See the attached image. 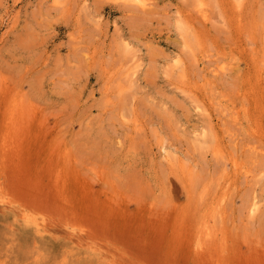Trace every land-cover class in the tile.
Masks as SVG:
<instances>
[{
	"label": "rangeland",
	"instance_id": "1",
	"mask_svg": "<svg viewBox=\"0 0 264 264\" xmlns=\"http://www.w3.org/2000/svg\"><path fill=\"white\" fill-rule=\"evenodd\" d=\"M0 264H264V0H0Z\"/></svg>",
	"mask_w": 264,
	"mask_h": 264
},
{
	"label": "bare ground",
	"instance_id": "2",
	"mask_svg": "<svg viewBox=\"0 0 264 264\" xmlns=\"http://www.w3.org/2000/svg\"><path fill=\"white\" fill-rule=\"evenodd\" d=\"M131 1H133L136 4L143 6V7L147 5V0H131ZM204 16H206V15H204Z\"/></svg>",
	"mask_w": 264,
	"mask_h": 264
}]
</instances>
